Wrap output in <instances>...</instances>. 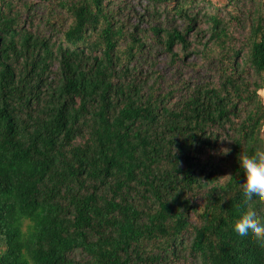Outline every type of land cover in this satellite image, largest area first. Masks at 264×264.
Masks as SVG:
<instances>
[{"label":"trees","instance_id":"obj_1","mask_svg":"<svg viewBox=\"0 0 264 264\" xmlns=\"http://www.w3.org/2000/svg\"><path fill=\"white\" fill-rule=\"evenodd\" d=\"M42 1L0 0V264H264V0Z\"/></svg>","mask_w":264,"mask_h":264},{"label":"clouds","instance_id":"obj_2","mask_svg":"<svg viewBox=\"0 0 264 264\" xmlns=\"http://www.w3.org/2000/svg\"><path fill=\"white\" fill-rule=\"evenodd\" d=\"M247 147V146H246ZM231 149L227 148V154ZM238 161L243 166V172L251 177V183H243L246 195L243 197L244 223L239 226V238L250 244L264 245V214L258 209H264V156L241 151ZM239 176L240 174H227ZM236 192H233V196Z\"/></svg>","mask_w":264,"mask_h":264},{"label":"rangeland","instance_id":"obj_3","mask_svg":"<svg viewBox=\"0 0 264 264\" xmlns=\"http://www.w3.org/2000/svg\"><path fill=\"white\" fill-rule=\"evenodd\" d=\"M29 1H32V2L37 3L39 5H43L44 4V2L42 0H29ZM209 1L211 3L217 5V6L222 5L225 2V0H209ZM40 11H38L37 13H40ZM207 77H208V71L206 70L205 67L196 69L194 71H190V70L184 71V79L187 80V81L191 80V79H194V80H199V79L207 80ZM259 94L261 95L262 98H264V85H263V89L259 91ZM263 136H264V132H263ZM219 158H220V156L217 155L216 159H219ZM226 173H228V172H226ZM191 264H195V263L192 262Z\"/></svg>","mask_w":264,"mask_h":264}]
</instances>
